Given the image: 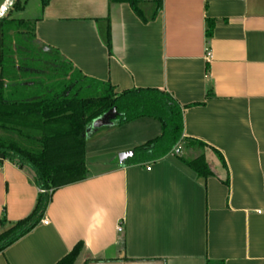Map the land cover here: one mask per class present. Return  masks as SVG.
<instances>
[{"label":"crops","instance_id":"obj_1","mask_svg":"<svg viewBox=\"0 0 264 264\" xmlns=\"http://www.w3.org/2000/svg\"><path fill=\"white\" fill-rule=\"evenodd\" d=\"M31 20L36 40L82 76L117 95H168L181 141L204 147L180 143L135 164L119 156L158 138V121L87 129L86 178L57 189L0 264H56L78 243L74 264H264V0H162L148 24L124 3L51 0ZM200 156L207 178L184 163ZM38 192L28 170L0 160V234L31 213Z\"/></svg>","mask_w":264,"mask_h":264},{"label":"trees","instance_id":"obj_2","mask_svg":"<svg viewBox=\"0 0 264 264\" xmlns=\"http://www.w3.org/2000/svg\"><path fill=\"white\" fill-rule=\"evenodd\" d=\"M50 1L39 0L40 8ZM109 2L128 4L142 24L154 21L162 10V0ZM23 9L24 3L14 0L7 16L0 18V154L3 160L28 170L39 192L31 213L0 234V254L40 223L57 189L86 178V131L108 110L116 108L119 114L115 126L142 117L161 125L158 138L132 150V163L157 161L180 143L204 147L181 141L180 109L168 95L139 89L117 95L110 84L82 76L56 50L36 40L34 20L12 17ZM212 26L208 22L207 40ZM101 38L110 51L107 21ZM213 152L224 166L221 155ZM184 163L199 177L212 175L203 156ZM6 225L1 219L0 226ZM81 248L78 243L56 264H74Z\"/></svg>","mask_w":264,"mask_h":264},{"label":"water","instance_id":"obj_3","mask_svg":"<svg viewBox=\"0 0 264 264\" xmlns=\"http://www.w3.org/2000/svg\"><path fill=\"white\" fill-rule=\"evenodd\" d=\"M14 0H8L5 5L3 6V8L0 11V18L6 17L7 16V10L9 8V6L11 5V3ZM118 112L116 111V108H112L110 110H108L106 113H104L101 117L95 119L90 127L88 128V131H91L93 129H101V128H106V127H111L114 125V122L116 121L117 117H118ZM131 154L127 153V154H122L119 156V159L121 161L127 159L128 157H130ZM4 156L2 154H0V160H3Z\"/></svg>","mask_w":264,"mask_h":264},{"label":"rangeland","instance_id":"obj_4","mask_svg":"<svg viewBox=\"0 0 264 264\" xmlns=\"http://www.w3.org/2000/svg\"><path fill=\"white\" fill-rule=\"evenodd\" d=\"M20 2L24 3V10L13 12V18L29 21L39 13V0H20Z\"/></svg>","mask_w":264,"mask_h":264},{"label":"built area","instance_id":"obj_5","mask_svg":"<svg viewBox=\"0 0 264 264\" xmlns=\"http://www.w3.org/2000/svg\"><path fill=\"white\" fill-rule=\"evenodd\" d=\"M206 58H207V59H210V53L208 52V50L206 51ZM179 153H180L179 148H177V149L175 150V154H179ZM117 230H118V232H121V231H122V228L119 226V227L117 228Z\"/></svg>","mask_w":264,"mask_h":264}]
</instances>
